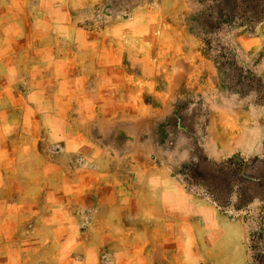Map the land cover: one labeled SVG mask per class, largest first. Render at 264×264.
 <instances>
[{
	"label": "rangeland",
	"instance_id": "1",
	"mask_svg": "<svg viewBox=\"0 0 264 264\" xmlns=\"http://www.w3.org/2000/svg\"><path fill=\"white\" fill-rule=\"evenodd\" d=\"M0 264H264V0H0Z\"/></svg>",
	"mask_w": 264,
	"mask_h": 264
},
{
	"label": "trees",
	"instance_id": "2",
	"mask_svg": "<svg viewBox=\"0 0 264 264\" xmlns=\"http://www.w3.org/2000/svg\"><path fill=\"white\" fill-rule=\"evenodd\" d=\"M241 80L245 81L246 78H241ZM237 85L239 86V91L237 94L240 96H246L248 93H250L252 90L249 88L246 90V92H242L247 85L244 82H241L240 79L237 80ZM207 162V158L204 156V159L200 160L197 159L195 162H189L187 166L184 168L183 172V178L182 183L186 188H194L199 187L203 189V191L208 195L210 201L219 209H222L226 206L225 200L228 197V194H224L222 190L219 188V186H215L211 184L212 177L215 180H220L222 177L227 176V168L226 164L228 163H221V164H212L214 167V171L212 175H208L206 173V169L204 168L203 164ZM203 163V164H202ZM241 183V182H240ZM247 190L244 185L241 184L240 190L237 193V203L234 204V208L236 210H240L243 207H246L253 199V197L246 195V198L244 196V192Z\"/></svg>",
	"mask_w": 264,
	"mask_h": 264
},
{
	"label": "crops",
	"instance_id": "3",
	"mask_svg": "<svg viewBox=\"0 0 264 264\" xmlns=\"http://www.w3.org/2000/svg\"><path fill=\"white\" fill-rule=\"evenodd\" d=\"M239 1H242V0H239ZM213 143H214V141L212 139L211 127H208L207 128L206 141L204 144V149H205V152L207 154V157H209L210 159H212L214 161H220V160L226 158V155L222 156L221 152L218 151V149L213 145ZM255 148H256V144L254 142L252 149H251V146H249V148L246 151L239 152V154L244 155V156H254V155H256ZM234 154H238V153L232 152L231 154H229V156H232ZM229 156H227V157H229Z\"/></svg>",
	"mask_w": 264,
	"mask_h": 264
}]
</instances>
